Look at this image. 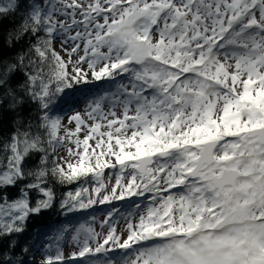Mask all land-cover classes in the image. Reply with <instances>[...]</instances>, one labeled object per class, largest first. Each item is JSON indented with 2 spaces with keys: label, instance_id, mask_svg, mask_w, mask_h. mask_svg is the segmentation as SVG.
Masks as SVG:
<instances>
[{
  "label": "snow or ice",
  "instance_id": "snow-or-ice-1",
  "mask_svg": "<svg viewBox=\"0 0 264 264\" xmlns=\"http://www.w3.org/2000/svg\"><path fill=\"white\" fill-rule=\"evenodd\" d=\"M25 7L9 46L22 36L33 42L15 62L0 63V99L10 98L11 107L34 102L46 139L18 129L0 144V190L28 181L18 198H2L0 236L21 233L29 216L53 207L52 178L81 185L61 201L67 212L151 196L119 233L112 212L101 223L103 235L76 228L69 260L120 249L121 264H264V0H51L46 8ZM19 8L8 0L0 16ZM56 38L67 61L53 47ZM18 71L25 76L19 95L10 86ZM101 80L115 90L83 115L70 114L74 131L64 126L59 135L62 120L50 114L52 104L76 85ZM61 147L75 163L55 155ZM35 153L42 154L40 167L32 169ZM105 169L115 173L114 183ZM89 184L91 191L83 186ZM43 264H64V256Z\"/></svg>",
  "mask_w": 264,
  "mask_h": 264
},
{
  "label": "trees",
  "instance_id": "trees-1",
  "mask_svg": "<svg viewBox=\"0 0 264 264\" xmlns=\"http://www.w3.org/2000/svg\"><path fill=\"white\" fill-rule=\"evenodd\" d=\"M47 0H18L20 5L19 11L0 16V63L15 62L18 55L28 52L31 45L32 38L30 36H22L19 39H12L11 46H9V34L18 32L22 23V18L26 12L30 11V7L25 5L33 3L41 4V7H47ZM54 43V41H53ZM27 62V61H26ZM25 82L23 71L16 72L10 80V86L19 95L22 91V86ZM0 90V92L5 91ZM86 88L67 90V94L62 98L56 100L52 106L50 114L53 117L59 116L62 118L67 112L74 109L75 105L79 103L82 96L86 92ZM81 102V101H80ZM11 100L0 99V144L9 141L10 137L20 132L28 131L32 136L37 134L46 139L43 129L39 128L40 112L36 104L31 101H26L23 105L18 107H11ZM29 122L31 128L28 127ZM4 154L0 152V156ZM41 153H35L28 160V164L32 169L40 167ZM57 156V154L55 153ZM6 163V159L4 161ZM49 167H51V158L49 159ZM30 179V178H29ZM28 181L19 183L16 187L8 188L7 190H0V202L3 197H7L9 201L19 197L20 189ZM79 184H60L54 179L49 178L48 187L52 188L55 193V203L51 209L43 210L38 215H31L24 224V230L18 234H11L0 236V264H8L12 261L22 262V264H33L34 259L41 253L50 252L54 246L64 248L69 235L74 229L86 222L91 216L106 214V210L113 206L112 203L106 204L103 207H96L95 205L86 210H77L67 212L60 207L61 201L68 197L69 193H74L79 190ZM88 187V185H83ZM36 193H31L33 203L36 199ZM136 199L127 201L126 206ZM126 207H120L114 210V213L124 211ZM100 214H96V212ZM67 228L68 232H62ZM52 248V249H50ZM112 255L114 253H108ZM72 261H65L66 264H72ZM74 262V261H73Z\"/></svg>",
  "mask_w": 264,
  "mask_h": 264
},
{
  "label": "rangeland",
  "instance_id": "rangeland-1",
  "mask_svg": "<svg viewBox=\"0 0 264 264\" xmlns=\"http://www.w3.org/2000/svg\"><path fill=\"white\" fill-rule=\"evenodd\" d=\"M8 2V0H0V6L6 5ZM51 0H47L46 4L50 3ZM57 6L59 7L60 5L57 4ZM56 18L58 20H64L65 17L59 16V14H56ZM77 19H81V17L79 15H77ZM73 34H75L73 32ZM53 47L55 48V50L62 56V58L67 61L68 60V56L67 54L62 50L61 48V40L59 38H56L54 40L53 43ZM81 55H83V52L80 53ZM73 59H75V57H73ZM120 79V78H118ZM125 82H126V78H125ZM75 89L79 90L82 88H86V92L84 93V95L82 96V99L79 101L78 104L75 105L74 109H72L71 111L67 112L62 118V127L60 130L59 135H64V126H67L69 129L74 131V124L69 125L68 124V117L70 114H73L75 112H80L82 115L85 113L86 109H87V105L89 103H91L94 99L99 98L100 96L103 95H110L114 90V84L112 83H108L104 80L101 81H92L91 83H88L86 85H76L74 87ZM105 110H107V102H105ZM89 124H91V121H88ZM104 129H102L103 131ZM87 132V129L82 128L81 133H79L78 135L80 136L81 139L84 138L85 133ZM90 144L94 145V141H89ZM67 147H72L74 148L75 146L72 144H67ZM67 147H61L57 150L56 154L57 157H64L66 160H71V162L75 163V159L72 157H69L68 152H67ZM60 163H63V161H59ZM105 173L106 175L109 176H113V181L111 183H114V176L115 173L110 170V169H105ZM111 183H109V187L111 186ZM94 187V184H89L88 188L91 191V189ZM173 191H176L175 189ZM85 198H87V194H85ZM132 199H136L132 202H130L129 206H125V202L129 201L130 199H126L124 201H113L112 204L113 206L111 208H109L108 210H106V214L103 215H96L95 214L93 216H91L86 222H82L81 224H79L76 228H79L81 225H84L85 227L91 226L93 227L97 232H100L101 235H103L104 233L101 230V223L108 219V213L112 212L113 213V223L114 225L117 227V231L118 233L125 227V224L127 222V218H128V214L130 212L136 213L139 211H143L147 205H149L151 203V196H147V197H133ZM139 204L141 207L140 209H137L134 207L135 204ZM106 205V204H105ZM105 205H95L96 207H103ZM125 206L126 209L120 213H114V210ZM96 214H100V212H96ZM75 228V229H76ZM75 229L74 231L71 232V234L69 235V239L68 241H66V245L64 248H59L57 246L53 247V250H51L50 252H46V253H41L39 254L38 257H36L34 259V263L33 264H43V262L49 257H55L57 255V253H62L64 256V264L65 261H72V264H106V261H112L113 264H121V262L124 260L125 258V253L123 252V250L120 249H112L107 253H101V254H97L96 257L92 258L91 260L85 259L83 261H74V260H69V257L71 256V254L75 251H77V243L75 241H73L72 236L75 235ZM52 249V248H50ZM108 253H114L112 255H109ZM74 261V262H73Z\"/></svg>",
  "mask_w": 264,
  "mask_h": 264
},
{
  "label": "flooded vegetation",
  "instance_id": "flooded-vegetation-1",
  "mask_svg": "<svg viewBox=\"0 0 264 264\" xmlns=\"http://www.w3.org/2000/svg\"><path fill=\"white\" fill-rule=\"evenodd\" d=\"M126 204H127V202H125V206H126ZM125 206H123V207H125ZM127 207V206H126ZM124 209H126V208H124Z\"/></svg>",
  "mask_w": 264,
  "mask_h": 264
}]
</instances>
